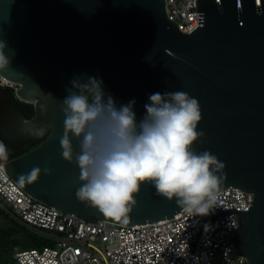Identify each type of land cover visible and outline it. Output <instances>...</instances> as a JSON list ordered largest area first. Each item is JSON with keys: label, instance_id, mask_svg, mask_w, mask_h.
Wrapping results in <instances>:
<instances>
[{"label": "water", "instance_id": "obj_1", "mask_svg": "<svg viewBox=\"0 0 264 264\" xmlns=\"http://www.w3.org/2000/svg\"><path fill=\"white\" fill-rule=\"evenodd\" d=\"M197 0L199 26L187 33L169 18L166 0H0V40L10 68L0 72L17 85L16 97L33 104L22 114L0 85V141L9 152L0 161L30 195L88 221L109 220L77 199L79 168L62 158L60 101L70 81L96 77L117 107L135 100L139 122L153 93L185 91L199 100L202 119L197 152L209 150L223 162L219 190L234 186L254 194L248 211L221 210L201 225L238 215L235 246L249 264H264V0ZM48 125L44 134L29 130ZM44 140L18 156L30 140ZM73 144L78 141L73 138ZM43 171L20 183L33 167ZM128 225L174 217L176 198L158 195L151 182L134 197Z\"/></svg>", "mask_w": 264, "mask_h": 264}, {"label": "clouds", "instance_id": "obj_2", "mask_svg": "<svg viewBox=\"0 0 264 264\" xmlns=\"http://www.w3.org/2000/svg\"><path fill=\"white\" fill-rule=\"evenodd\" d=\"M6 48L0 40V72L10 68ZM0 80L8 83L2 75ZM102 85L96 77L74 78L60 101L64 119L59 144L62 158L79 168L77 199L127 224L137 203L135 195L143 183L151 182L158 195L176 198L189 216L208 215L218 201L222 178L217 172L225 165L209 150L194 148L204 136L197 130L202 119L199 100L185 91L153 93L137 122L135 100L117 107ZM47 128L29 132L42 135ZM8 152L0 141V161L7 159ZM42 171L52 170L47 164L43 169L35 166L20 174V183L36 181Z\"/></svg>", "mask_w": 264, "mask_h": 264}, {"label": "built area", "instance_id": "obj_3", "mask_svg": "<svg viewBox=\"0 0 264 264\" xmlns=\"http://www.w3.org/2000/svg\"><path fill=\"white\" fill-rule=\"evenodd\" d=\"M257 5H261L258 0ZM166 6L169 18L182 31L191 33L199 26L197 0H166ZM0 85L10 84L0 80ZM253 196L230 186L218 191L216 208L205 216L191 217L181 210L174 217L146 224L88 221L30 195L0 162V208L53 243L17 251L18 264H249L235 246L236 213L203 227L198 224L221 210L248 211Z\"/></svg>", "mask_w": 264, "mask_h": 264}, {"label": "trees", "instance_id": "obj_4", "mask_svg": "<svg viewBox=\"0 0 264 264\" xmlns=\"http://www.w3.org/2000/svg\"><path fill=\"white\" fill-rule=\"evenodd\" d=\"M9 96L12 99L13 103L15 104V106L17 107V109L22 114H24L28 119L33 118L35 116L34 105L33 104H29V103H25L23 101H20L16 97L15 90L12 87H11V91H10ZM43 140H44V138L30 140L29 142H27L25 144V147L23 148V150L20 153H15V154L11 155L9 158L18 156V155H20L22 153H25V152L35 148ZM16 226L19 227L22 230V232L27 234V235H26V237L23 238L22 242H18L19 244H16L15 246H18V247L30 246L29 248H37V247H43V246H46V245L53 244L51 241H49V240H47L45 238L38 237L37 235H35L31 231H29V229H27L24 226L19 225L18 223H16ZM12 233H13V230H10L9 232H7V234H6L7 235V237H6L7 239L6 240L2 239V241L0 243V264H18V262H17V260L15 258V253L17 251H20V250H23V249H29V248H21V249L17 250V248H18L17 247L15 250L9 251L8 254L5 253V250L8 249V247H9V243H10L9 238L11 237L10 235Z\"/></svg>", "mask_w": 264, "mask_h": 264}, {"label": "rangeland", "instance_id": "obj_5", "mask_svg": "<svg viewBox=\"0 0 264 264\" xmlns=\"http://www.w3.org/2000/svg\"><path fill=\"white\" fill-rule=\"evenodd\" d=\"M10 86L12 88H14V90H16V88L18 87L17 85H14V84H10ZM10 230H13V233L10 235L11 237L9 238V240H10L9 247H8V249L5 250V253H7V254L9 253V251L15 250L18 247L15 245L19 244L18 242H22L23 238L26 237L27 234L23 233L22 230L16 226V222L13 221L12 219H10L7 216V213L0 208V243H1L2 239H5V240L7 239L6 234ZM35 235H37V234H35ZM37 236L41 237L39 235H37ZM29 247L30 246H21V247H18L17 250L21 249V248H29Z\"/></svg>", "mask_w": 264, "mask_h": 264}, {"label": "bare ground", "instance_id": "obj_6", "mask_svg": "<svg viewBox=\"0 0 264 264\" xmlns=\"http://www.w3.org/2000/svg\"><path fill=\"white\" fill-rule=\"evenodd\" d=\"M9 82V81H8ZM10 83V82H9Z\"/></svg>", "mask_w": 264, "mask_h": 264}]
</instances>
